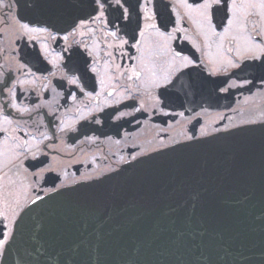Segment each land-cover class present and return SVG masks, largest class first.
Listing matches in <instances>:
<instances>
[{
    "label": "flooded vegetation",
    "instance_id": "1",
    "mask_svg": "<svg viewBox=\"0 0 264 264\" xmlns=\"http://www.w3.org/2000/svg\"><path fill=\"white\" fill-rule=\"evenodd\" d=\"M130 2L135 5L137 0ZM152 10L161 31L170 33L178 27L185 31L167 40L156 29L147 28L143 38L137 36V51L130 47L135 16L128 29L120 22L117 38L107 35L110 23L105 27L96 22L64 41L60 38L64 33L55 40L46 34L26 35L16 18L0 9V128L6 129L0 131V212H10L18 201L21 215L37 195L46 196L39 189L46 191L81 176L111 174L130 165L127 161L132 155L140 160L157 149H167L172 138L181 139L182 133L192 129L186 109L202 108L201 120L209 128L234 129L264 122V67L258 66L260 61L245 59L242 34L230 32L223 40L206 35L195 14L187 15L177 0H154ZM19 15L24 17L20 22L34 18L26 12ZM222 18L223 13L214 16L217 32H221ZM113 19L108 17L109 22ZM124 39L128 44L121 48ZM238 50L242 55L238 56ZM175 52L199 66L180 70ZM229 60L239 67H231ZM93 66L95 73L88 71ZM72 74L79 76L83 91L68 82ZM166 75L172 79L168 86L172 102L164 111L184 112V116L164 115L153 107L152 96L159 91L153 82ZM22 81L26 82L23 87ZM192 82L199 85L195 94L187 88ZM13 104L29 111L22 114ZM5 116L11 124L5 123ZM33 137L39 141V151ZM24 140L33 143L36 158L25 151ZM16 154L18 159L3 165L2 161ZM21 162L23 167H13ZM49 167L53 171L43 173L37 187L33 173ZM49 177L55 182H46ZM5 202L11 207L6 208Z\"/></svg>",
    "mask_w": 264,
    "mask_h": 264
},
{
    "label": "snow or ice",
    "instance_id": "2",
    "mask_svg": "<svg viewBox=\"0 0 264 264\" xmlns=\"http://www.w3.org/2000/svg\"><path fill=\"white\" fill-rule=\"evenodd\" d=\"M153 2L154 0H137V3L133 5L130 0H0V9H6L8 14H12L10 18L17 19L20 28L26 35L46 34L55 40L60 33H64L60 36L64 41H67L69 36L74 37L77 34H82L81 29L96 22H100L105 27H108L110 23L107 35L117 38L120 22H123L124 28L128 29L132 27L135 16V27L132 28L134 42L130 47L139 51L140 39H137V36L143 38L144 30L147 28L156 29L157 34L167 40L176 39L174 33L185 31L182 27L173 28L170 33L161 31L160 25L156 22V13L152 10ZM177 3L185 8L186 14L190 17L195 14L196 22L206 35L209 33L218 35L223 40L224 36L230 32L242 34L240 38L244 42V52L247 53L245 59L260 61L258 66L264 67V0H193V3H188V0H177ZM21 12L30 13L34 18L28 22H20L24 19L19 15ZM220 13H223V22L221 23V32H217L214 16H218ZM110 15L114 16L111 22L108 20ZM253 16L258 20H249V17ZM141 21L145 23L142 25ZM147 21H152V23H146ZM249 25H251V31H249ZM125 44H128V40H121L119 47L122 48ZM109 55L111 54L109 53ZM239 55L242 53L238 50ZM177 57L181 60L180 70L199 66L195 60L188 56H182L180 52L174 53V59ZM85 63L89 62L85 61ZM228 63L233 68L239 67V64L232 60H229ZM88 71L95 73L97 69L93 66ZM131 71L137 77L139 76L134 68ZM211 74H216L215 69ZM185 75L190 76L191 74L185 73ZM131 78L130 76L129 79ZM68 82L80 88L81 91L84 90L80 84L79 76L70 75ZM20 83L23 87L26 82ZM153 83L155 88L159 89L158 93L152 96L154 109L164 115L184 116V112L177 114L164 111L172 102V94L168 87L172 84V79L166 75L162 80ZM14 87L15 85H13ZM187 88L192 94H195L199 85L192 82ZM9 91L11 92L12 89ZM221 91H226V89H221ZM72 99H75L74 94H72ZM12 107L22 114L29 111L16 104H13ZM186 111L189 112L186 119L189 124H192V129L182 133L181 139L172 138L165 146L168 151L157 149L161 157L164 158H152L156 161L152 172L124 178L123 181H120L119 177L107 174L81 176L71 181L64 180L58 186L46 191L39 190L44 191L45 195L53 200L71 197L85 206L110 205L115 212L116 209L123 207L137 208L147 203H155L160 195L165 194L176 185L197 184L199 191L191 201L180 205L179 209L170 207L168 211L160 212L157 217L145 214L143 218L137 217L135 224L141 227L147 224L152 233L166 234L168 242L172 246L185 241L190 243L198 237L208 236L210 232L216 239L223 240L229 218L233 213L232 206L238 202L220 200L215 193L225 184H244L249 190V194L244 197L245 200H249L257 189L264 196V136L261 138L257 158L253 155L250 146L233 139L240 135V132L233 131V127L209 128L201 120L204 111L202 108L196 111L186 109ZM4 121L7 124L12 123L8 116L4 117ZM63 130L64 128H61V131ZM0 131H6V129L0 128ZM220 133L225 135H219ZM44 139H51V137L45 136ZM22 143L25 151L31 152L32 158H36L37 152L31 151V149L34 143L39 151V141L33 137V143L28 140H24ZM18 158L19 154H16L14 157L6 158L2 163L6 166L12 163V159ZM137 160V156L132 155L127 163L131 165L132 161ZM138 163L146 162L140 160ZM13 167H23V163L13 165ZM51 171L53 169L49 167L33 173L36 177L37 187L43 180V173ZM113 171L118 172L119 170L114 169ZM4 175L7 176V173ZM2 178L0 177V179ZM46 182L54 183L55 178L49 177ZM130 192L137 193L139 199L129 202L127 198ZM52 193H58L59 196H52ZM44 198V196L37 195L35 199L31 200V204L35 205L38 201H43ZM5 205L6 208L11 207L7 205V202ZM22 211L23 209L20 208L17 201L16 207L10 212H0V264H28L19 255L18 247L26 227L20 216ZM160 217L166 218L168 222L166 233L161 226ZM105 219H109V217L106 216ZM257 219L264 222V211L260 212ZM51 227V221L45 220L34 226L31 239L36 241L38 246L34 245V251L30 255L36 264H140L139 258L144 251V242L141 240L136 241L127 259H109L107 257L102 251L105 240L103 225L95 232V243L84 240L74 242L67 255L63 250L50 252L44 240V234ZM40 240H43V243H40ZM160 255L163 256L164 253L161 252ZM180 264H218V262L210 254L200 252L189 260L181 261Z\"/></svg>",
    "mask_w": 264,
    "mask_h": 264
},
{
    "label": "water",
    "instance_id": "3",
    "mask_svg": "<svg viewBox=\"0 0 264 264\" xmlns=\"http://www.w3.org/2000/svg\"><path fill=\"white\" fill-rule=\"evenodd\" d=\"M233 131L240 132V135L233 139L250 146L253 155L258 158L261 138L264 136V123L237 127ZM153 157L164 158L157 152L141 158L140 160L146 162L144 164L138 163L140 160H137L118 172L107 175L119 177V180L123 181L124 178L150 173L156 166ZM198 191L197 184L176 185L160 195L155 203H147L137 208L123 207L116 209L115 212L106 204L85 206L71 197L53 200L49 196H44L43 201H38L35 205L30 204L21 214L26 227L18 244L19 255L28 264H36L30 253L34 251V245L38 244L31 236L34 226L45 220L51 221L52 224L49 231L44 234L50 252L63 250L67 255L74 242L84 240L95 243V232L103 225L105 240L102 251L109 259H127L136 241L141 240L144 242V251L139 258L140 264H180L181 261L189 260L200 252L210 254L218 264H264V222L257 219L260 212L264 211V196L257 189L249 200H245L244 197L249 194V190L244 184H225L215 193L220 200L238 202L232 206L233 213L229 218L223 240L216 239L210 232L208 236L198 237L190 243L185 241L172 246L166 234L152 233L147 224L143 227L135 224L136 218H143L145 214L157 217L160 212L168 211L170 207L179 209L180 205L191 201ZM51 195L59 196L58 193ZM127 199L134 202L139 196L135 192H130ZM106 216L109 219H105ZM160 223L166 233L168 229L166 218L160 217ZM40 243H43V240H40ZM161 252L164 253L163 256L160 255Z\"/></svg>",
    "mask_w": 264,
    "mask_h": 264
},
{
    "label": "rangeland",
    "instance_id": "4",
    "mask_svg": "<svg viewBox=\"0 0 264 264\" xmlns=\"http://www.w3.org/2000/svg\"><path fill=\"white\" fill-rule=\"evenodd\" d=\"M235 33V32H234ZM235 34H237L238 36H240L241 34H238V33H235Z\"/></svg>",
    "mask_w": 264,
    "mask_h": 264
}]
</instances>
